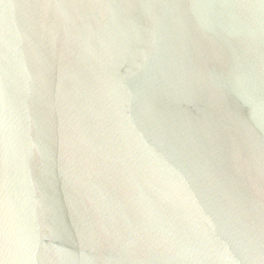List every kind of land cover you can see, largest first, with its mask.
I'll list each match as a JSON object with an SVG mask.
<instances>
[{"label":"water","instance_id":"1","mask_svg":"<svg viewBox=\"0 0 264 264\" xmlns=\"http://www.w3.org/2000/svg\"><path fill=\"white\" fill-rule=\"evenodd\" d=\"M0 264H264V0H0Z\"/></svg>","mask_w":264,"mask_h":264}]
</instances>
